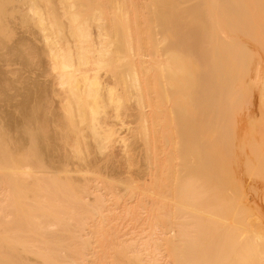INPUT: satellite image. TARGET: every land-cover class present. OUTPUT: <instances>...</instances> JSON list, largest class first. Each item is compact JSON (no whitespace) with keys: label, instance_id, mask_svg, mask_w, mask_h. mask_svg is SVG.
Listing matches in <instances>:
<instances>
[{"label":"bare ground","instance_id":"bare-ground-1","mask_svg":"<svg viewBox=\"0 0 264 264\" xmlns=\"http://www.w3.org/2000/svg\"><path fill=\"white\" fill-rule=\"evenodd\" d=\"M2 1L0 264H264V0Z\"/></svg>","mask_w":264,"mask_h":264},{"label":"rangeland","instance_id":"rangeland-1","mask_svg":"<svg viewBox=\"0 0 264 264\" xmlns=\"http://www.w3.org/2000/svg\"><path fill=\"white\" fill-rule=\"evenodd\" d=\"M6 0H4V2H5ZM2 2V3H1ZM6 3V2H5ZM10 3L11 2H9V1H7V5H9V6H7L6 4H4V5H6L5 7L6 8H1L2 10H4L3 11V13L4 12H7L8 13V15L10 14V16L12 15L13 16V12L12 11H8V9H9V7H10ZM1 4H3V1L2 0H0V5ZM12 4V3H11ZM4 5H3V7H4ZM1 7H2V5H1ZM8 8V9H7ZM0 9V13H1V10ZM9 10H11V9H9ZM1 16V18H2V20H1V18H0V20H1V22H0V24L2 23V21L3 20H6L7 18L8 19H10L9 17H8V15L6 14V16L4 17L3 15H2V13L0 14ZM5 15V14H4ZM12 16H11V18H12ZM3 18H5V19H3ZM15 26H12L11 28H14ZM17 27H18V29H17ZM17 27H15L14 29H12V31H14L15 29H17V32L16 31H14V32H16L17 34H19V33H22L23 32V29L24 28H21L20 26H17ZM20 27V28H19ZM20 29H21V31H20ZM170 30V28H166V30H164L165 31V33H166V31L167 30ZM155 31L154 32H159V30L160 29H158V28H156V29H154ZM169 30H168V32H167V34H169V36H170V38H169V40H170V42L171 43H173V44H171L170 42H169V46L168 47H170V46H172V45H174L175 44V40L172 38V36H171V31H170V33H169ZM9 31H10V28H9ZM8 31V32H9ZM164 31H162V30H160V32L162 33V32H164ZM14 32H12V34L14 33ZM11 33V32H10ZM37 32H34V33H25V32H23V36L26 38L25 40L27 41L26 43H28V45H34V46H39L40 44H41V42L39 41V39H40V36L38 35V33L36 34ZM15 35V34H14ZM21 35V34H20ZM160 35H161V37H160ZM159 35V33L158 34H156V36H155V39L157 38V41L159 42V41H161L163 38H162V35L163 34H160ZM159 36V37H158ZM143 37V36H142ZM163 37H164V35H163ZM39 38V39H38ZM162 38V39H161ZM166 38V37H165ZM171 38L173 39V40H171ZM28 39V40H27ZM160 39V40H159ZM167 39H168V37H167ZM166 39V40H167ZM9 40V38L7 39V41ZM168 40V41H169ZM29 41H31V42H29ZM172 41H174V42H172ZM10 42V41H9ZM38 42V43H37ZM40 42V43H39ZM8 43V42H7ZM160 43V42H159ZM162 44V43H161ZM163 44H164V42H163ZM163 47V46H162ZM161 47V48H162ZM161 48H159V49H161ZM1 51V50H0ZM28 58V57H27ZM25 58L26 60H24V59H22V60H20L19 59V61H16L17 63H15V62H8L6 65L4 64L3 66L4 67H1L0 68V73L1 72H3V73H6V76L9 78V79H14V78H16V77H18L19 75H21V76H24L23 78H25L24 79V81L26 82V84L29 82V83H31V82H36L37 81V85L38 84H42L43 82H45V81H47V80H49L50 79V75L49 76H47L48 75V73H52V72H50V70H49V68H48V65L46 64V60L45 59H42L41 61L40 60H38V62H37V60L36 59H34V58ZM158 58V57H157ZM1 60V59H0ZM2 61V60H1ZM23 61L25 62V64H23ZM31 61V62H30ZM18 62H20V63H18ZM30 62V63H29ZM25 65V66H23V65ZM27 64H29V65H27ZM0 65H1V62H0ZM27 65V66H26ZM42 73H46V74H44L43 76L41 75ZM47 77H46V76ZM6 77V78H7ZM25 82H23L22 83V85L21 86H19V87H21L20 89L21 90H25V88H27L28 87V89L30 88V85L31 84H28V86L27 87H24V86H26V85H24L25 84ZM34 82V83H35ZM39 82V83H38ZM32 86V85H31ZM34 86H36V83L34 84ZM39 86V85H38ZM19 87H17V88H19ZM33 87V86H32ZM37 87V86H36ZM33 89V88H32ZM25 92V91H24ZM22 93H23V91H22ZM13 94H15V92L13 93ZM16 94H17V92H16ZM17 96V95H16ZM55 100H56V98H55ZM54 100V101H55ZM127 122V121H126ZM114 232V236L112 235L111 236V234H109L108 235V232H106L105 234H103V233H95V232H93V233H91V234H87V235H85L86 236V239H87V241H88V255H87V259H86V262L84 263V264H87V262H88V264H102V262H104V263H106V264H108V262H107V258L109 259V256H111V252H113V244H116V242H115V239L117 240V238H118V233H116V229L114 228V229H112ZM111 230V231H112ZM100 234V235H99ZM130 234V233H129ZM132 235H135V236H132ZM138 235V236H137ZM142 235V236H141ZM150 235V234H149ZM149 235L147 234V232H145L144 234H140V233H133V234H131V235H126V236H128V237H124L125 238V240H127V241H129V240H131V241H134L135 239H137L136 241H138V240H140V242H142V240L143 241H145V240H147V239H149ZM85 236H82L83 237V239L85 238ZM132 236V237H131ZM140 236V237H139ZM152 237H154L155 238V235L153 234V235H151ZM150 236V237H151ZM168 236V235H167ZM143 237V238H142ZM110 238V239H109ZM124 238H121L120 237V239H124ZM128 238V239H127ZM131 238V239H130ZM132 238L134 239V240H132ZM145 238V239H144ZM112 239V240H111ZM142 239V240H141ZM86 241V242H87ZM95 241V242H94ZM98 241V242H97ZM115 242V243H114ZM139 242V241H138ZM138 243V244H140V246H141V243ZM153 242V241H152ZM156 241H154L153 243H155ZM130 243V242H129ZM151 242H148L147 244H148V246H150V245H152L153 246V244H150ZM155 244H157V243H155ZM162 244V243H161ZM158 245V244H157ZM160 245V244H159ZM161 248V247H160ZM111 249H112V251H111ZM90 250V251H89ZM110 250V251H109ZM164 250V249H163ZM109 253H108V252ZM94 252V253H93ZM109 254V255H107V254ZM111 253V254H110ZM164 253V252H163ZM106 254V255H105ZM162 254V253H161ZM98 255V256H97ZM92 256H93V258H92ZM96 256V257H95ZM103 256V257H102ZM161 256V255H160ZM101 257H102V261L100 260L101 259ZM106 258V260H105V258ZM162 259H165L164 257H161ZM88 260V261H87ZM90 260V261H89ZM93 260V261H92ZM99 260V261H98ZM105 260V261H104ZM166 260H168V259H166ZM96 261H98V262H96ZM101 261V262H100ZM103 263V264H104Z\"/></svg>","mask_w":264,"mask_h":264}]
</instances>
